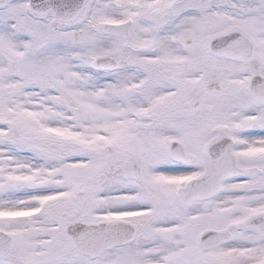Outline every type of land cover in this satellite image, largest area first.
<instances>
[{"label":"snow or ice","instance_id":"snow-or-ice-1","mask_svg":"<svg viewBox=\"0 0 264 264\" xmlns=\"http://www.w3.org/2000/svg\"><path fill=\"white\" fill-rule=\"evenodd\" d=\"M0 264H264V0H0Z\"/></svg>","mask_w":264,"mask_h":264}]
</instances>
